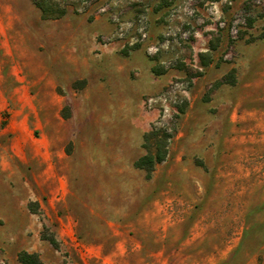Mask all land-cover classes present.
<instances>
[{
    "label": "rangeland",
    "instance_id": "rangeland-1",
    "mask_svg": "<svg viewBox=\"0 0 264 264\" xmlns=\"http://www.w3.org/2000/svg\"><path fill=\"white\" fill-rule=\"evenodd\" d=\"M32 2L46 20L62 11L85 22L99 18L111 30L97 42L116 49L107 63H93L91 75L70 76L56 87L62 106L50 108L51 119L55 114L69 131L57 145L76 151L83 163L67 175L83 190L72 211L80 232L73 237L100 246L72 251L71 258L80 264H264V0ZM62 41L55 40L59 47ZM2 50L0 67L7 71ZM130 50L136 54L126 62ZM37 51L41 58L33 62L45 65L46 50ZM232 69L235 84L215 88ZM0 77L13 80L7 72ZM52 93L49 87L41 92L47 100ZM152 126L167 129L171 139L165 161L146 180L133 163L144 155L143 136ZM34 136L41 145V133ZM110 182L118 193L109 196ZM110 225L114 234L87 229ZM4 253L0 264H17L14 252Z\"/></svg>",
    "mask_w": 264,
    "mask_h": 264
},
{
    "label": "crops",
    "instance_id": "crops-1",
    "mask_svg": "<svg viewBox=\"0 0 264 264\" xmlns=\"http://www.w3.org/2000/svg\"><path fill=\"white\" fill-rule=\"evenodd\" d=\"M98 19L85 22L80 16L71 18L67 12L44 20L32 0H0V47L7 59V71L0 67V75L7 72L13 77L4 81L0 77V249L5 256L14 252L15 260L25 251L38 254L45 264H63L64 259L66 264H80L71 258L72 251L100 248L97 244L86 246L73 237L80 232L72 211L81 204L83 190L80 180L67 175L83 163L76 151L67 154L57 145L69 137V131L63 129L55 114L50 117L51 107L62 106L54 93L56 87L67 84L70 76L91 75L97 60L103 58L107 63L116 52L97 42L99 34L111 30ZM60 38L63 41L59 47L55 40ZM39 46L46 50L45 65L33 62L41 58L37 54ZM134 54L136 51L130 50L126 62ZM20 74L29 78L28 82L19 80ZM40 76H46L47 83ZM47 87L53 91L51 100L41 94ZM32 89L37 91L35 95ZM38 132L41 145L34 136ZM106 185L112 189L109 196L118 193L117 184ZM30 203L37 204L40 215L30 213ZM43 228L54 235L58 250L41 239ZM87 229L115 233L111 225ZM60 249L69 256L61 257Z\"/></svg>",
    "mask_w": 264,
    "mask_h": 264
},
{
    "label": "trees",
    "instance_id": "trees-1",
    "mask_svg": "<svg viewBox=\"0 0 264 264\" xmlns=\"http://www.w3.org/2000/svg\"><path fill=\"white\" fill-rule=\"evenodd\" d=\"M35 5L42 11V17L44 20L48 19L45 16L44 9H42L37 3ZM65 14L64 11L60 15L59 18ZM55 19V18H49ZM253 24V20H248V28H250ZM260 38H264V34L260 36ZM152 73L156 76L163 75V70H158L157 68H152ZM235 70L232 69L226 76H224L220 81H218L214 87L218 88L222 85H231L235 84ZM85 82L82 81L81 86L84 85ZM184 113V108H178L177 114L182 115ZM171 139V133L165 128H156L154 126L151 127L150 131L146 132L143 136V145L145 153L141 157H139L134 163L133 167L137 170H141L145 174V179L150 180L151 176L154 172L155 166L163 163L168 155V145ZM31 206H35V209H31ZM28 210L32 214H38V206L36 203L28 204ZM41 239L43 241H47L52 248L58 250L59 246L56 242L54 235L50 233L47 229L43 228L41 233ZM17 264H45L41 261L40 257L36 253H28L25 251H21L17 255Z\"/></svg>",
    "mask_w": 264,
    "mask_h": 264
}]
</instances>
